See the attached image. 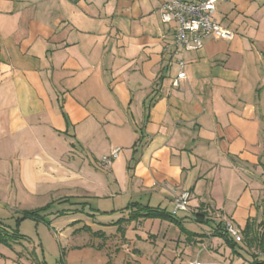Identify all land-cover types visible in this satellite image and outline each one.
Instances as JSON below:
<instances>
[{"label": "crops", "instance_id": "crops-1", "mask_svg": "<svg viewBox=\"0 0 264 264\" xmlns=\"http://www.w3.org/2000/svg\"><path fill=\"white\" fill-rule=\"evenodd\" d=\"M165 1L0 0V190L66 217L65 264H264V0L190 52Z\"/></svg>", "mask_w": 264, "mask_h": 264}, {"label": "rangeland", "instance_id": "rangeland-1", "mask_svg": "<svg viewBox=\"0 0 264 264\" xmlns=\"http://www.w3.org/2000/svg\"><path fill=\"white\" fill-rule=\"evenodd\" d=\"M3 192L0 190V222L9 231L17 230L25 236L20 243L0 241V264H65L60 242L66 241L67 234L60 230V226L67 221L66 217L52 218L54 215L46 216L42 211L28 216L26 212L36 211L43 205L41 201L14 203ZM53 206L55 210L63 207L58 203ZM189 228L197 230L202 226L189 225ZM69 257H74L72 252Z\"/></svg>", "mask_w": 264, "mask_h": 264}, {"label": "built area", "instance_id": "built-area-1", "mask_svg": "<svg viewBox=\"0 0 264 264\" xmlns=\"http://www.w3.org/2000/svg\"><path fill=\"white\" fill-rule=\"evenodd\" d=\"M221 0H166L161 6V22L173 32L174 44L177 49L184 52L198 51L204 45L206 37L219 39H232L234 33L219 23L215 16L217 3ZM180 72L176 81L186 78V61L180 58L177 61ZM120 152V147L112 149L109 155L102 158L105 167H110L113 159ZM190 192L182 191L175 194L173 201V214L187 211L189 208ZM226 232L235 240H242L241 230L231 222L225 224ZM190 264H203L194 259Z\"/></svg>", "mask_w": 264, "mask_h": 264}, {"label": "trees", "instance_id": "trees-1", "mask_svg": "<svg viewBox=\"0 0 264 264\" xmlns=\"http://www.w3.org/2000/svg\"><path fill=\"white\" fill-rule=\"evenodd\" d=\"M145 211L144 215H149V216H165L167 215L165 212L158 211L156 209L150 208V207H145L143 209ZM36 211H27L26 215H35ZM225 237L227 238V241L232 242V239L229 237L228 233L225 230V226L223 227V232H222ZM20 234L17 230H14L13 232L9 231L4 225H1L0 223V241L5 242L7 244H12L15 243L18 238H20ZM252 264H258L256 261H254Z\"/></svg>", "mask_w": 264, "mask_h": 264}]
</instances>
